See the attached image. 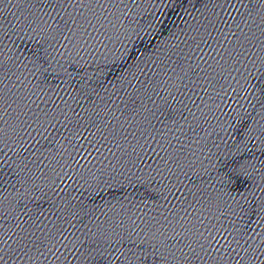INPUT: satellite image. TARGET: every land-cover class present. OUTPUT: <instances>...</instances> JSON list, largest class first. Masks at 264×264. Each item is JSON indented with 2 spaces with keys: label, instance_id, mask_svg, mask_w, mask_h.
Here are the masks:
<instances>
[{
  "label": "water",
  "instance_id": "95a60500",
  "mask_svg": "<svg viewBox=\"0 0 264 264\" xmlns=\"http://www.w3.org/2000/svg\"><path fill=\"white\" fill-rule=\"evenodd\" d=\"M0 264H264V0H0Z\"/></svg>",
  "mask_w": 264,
  "mask_h": 264
}]
</instances>
